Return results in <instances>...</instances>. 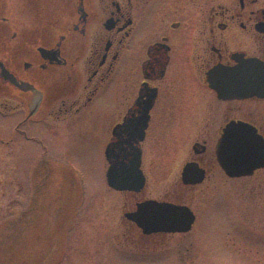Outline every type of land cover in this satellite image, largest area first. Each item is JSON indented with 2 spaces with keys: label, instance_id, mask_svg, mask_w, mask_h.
I'll use <instances>...</instances> for the list:
<instances>
[{
  "label": "flooded vegetation",
  "instance_id": "obj_1",
  "mask_svg": "<svg viewBox=\"0 0 264 264\" xmlns=\"http://www.w3.org/2000/svg\"><path fill=\"white\" fill-rule=\"evenodd\" d=\"M0 32V59L29 87L0 76L1 106L19 116L15 132L33 138L26 127L43 123L57 144L58 121L68 119L79 132L96 128L90 136L107 147L122 138L115 128L147 116L144 186L115 190L129 232L117 235L124 246L141 239L163 248L187 233H145L128 217L145 200L190 207L194 226L184 193L211 176L232 178L217 153L230 126L248 124L264 138V96L232 93L235 81H246L241 70L264 65V0H0ZM152 176L178 178L157 193Z\"/></svg>",
  "mask_w": 264,
  "mask_h": 264
},
{
  "label": "rangeland",
  "instance_id": "obj_2",
  "mask_svg": "<svg viewBox=\"0 0 264 264\" xmlns=\"http://www.w3.org/2000/svg\"><path fill=\"white\" fill-rule=\"evenodd\" d=\"M4 40L0 32V55ZM3 92L0 83V264H264L263 175L211 176L184 193L197 213L191 231L163 248L141 239L130 248L117 238L129 234L123 195L107 184L106 147L90 136L96 128L81 127L85 137L60 120L52 144L45 124L27 126L49 141L45 148L14 131L19 116L5 112ZM177 178L152 176L151 186L159 193Z\"/></svg>",
  "mask_w": 264,
  "mask_h": 264
},
{
  "label": "water",
  "instance_id": "obj_3",
  "mask_svg": "<svg viewBox=\"0 0 264 264\" xmlns=\"http://www.w3.org/2000/svg\"><path fill=\"white\" fill-rule=\"evenodd\" d=\"M0 76L4 79L9 78L22 89L29 88L28 83L18 81L1 59ZM240 76L246 81L244 83L235 81L232 93L239 96H264V65L241 70ZM143 108L148 109L146 106ZM138 119L142 121L130 119L128 123L123 124V127L119 125L115 128L114 135H117L120 129L122 138L117 141L113 139L106 148L105 153L109 162L107 181L117 190H138L145 183V175L141 168L140 141L145 135L147 116ZM125 133L127 136L124 135ZM217 153L220 163L231 177L249 175L256 168L264 167V138L256 128L248 124L230 126L219 140ZM186 178L187 176H184V179L188 181ZM203 178L204 176H198L192 181H202ZM128 217L134 220L145 233L157 230L189 231L196 218L193 210L186 205L153 199L139 203L137 210L130 213Z\"/></svg>",
  "mask_w": 264,
  "mask_h": 264
}]
</instances>
